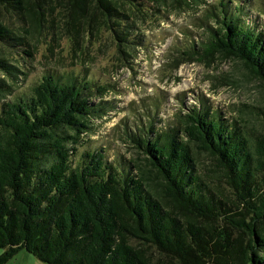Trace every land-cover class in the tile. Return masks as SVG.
Here are the masks:
<instances>
[{
    "label": "trees",
    "instance_id": "1",
    "mask_svg": "<svg viewBox=\"0 0 264 264\" xmlns=\"http://www.w3.org/2000/svg\"><path fill=\"white\" fill-rule=\"evenodd\" d=\"M187 4L0 0V18L16 17L29 35L49 25L75 40L106 31L125 55L143 44L135 30L151 9ZM222 6L211 11L217 28L197 54L238 61L264 87V29ZM11 32L1 20L0 42L29 46ZM105 90L82 72L47 71L30 95L3 104L0 264L22 251L45 264H264V135L194 110L165 134L152 125L149 133L125 130L126 143L143 155L129 169L109 163L103 149L74 166L90 118L108 109L90 98ZM192 145L212 158L217 182L196 169Z\"/></svg>",
    "mask_w": 264,
    "mask_h": 264
},
{
    "label": "rangeland",
    "instance_id": "2",
    "mask_svg": "<svg viewBox=\"0 0 264 264\" xmlns=\"http://www.w3.org/2000/svg\"><path fill=\"white\" fill-rule=\"evenodd\" d=\"M222 5L233 15L240 14L247 25L264 29V0H188L179 7L151 9V18L135 30L143 44L124 55L106 31L75 40L58 28L51 32L49 25L46 31L29 35L16 17L2 15L0 21L4 20L13 37H28L29 46L0 42V110L4 103L30 95L47 71L82 72L104 86L102 95L90 99L106 104L107 112L90 118L91 130L82 135L74 166L85 152L103 149L109 163L129 169L128 164L141 161L143 155L126 143L125 130L144 127L149 133L152 125L157 133L165 134L181 128L194 110L234 125L250 137L264 135V87L260 82L238 61L220 54L201 59L197 54L208 41L210 29L217 28L211 11L223 9ZM179 139L184 136L179 134ZM191 148L196 169L217 182L219 173L212 158ZM9 264L45 263L22 251Z\"/></svg>",
    "mask_w": 264,
    "mask_h": 264
}]
</instances>
